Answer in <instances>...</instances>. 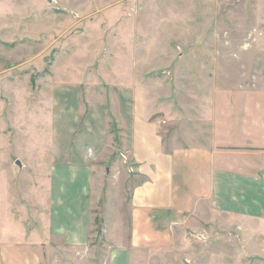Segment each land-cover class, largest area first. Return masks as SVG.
Returning <instances> with one entry per match:
<instances>
[{
  "label": "crops",
  "instance_id": "0c3cea01",
  "mask_svg": "<svg viewBox=\"0 0 264 264\" xmlns=\"http://www.w3.org/2000/svg\"><path fill=\"white\" fill-rule=\"evenodd\" d=\"M97 19L78 13L84 36L61 42L42 89L0 73V264H193L199 236L256 252L259 102L195 96L154 71L152 44L128 50L125 30L107 40ZM100 198L105 248L91 243Z\"/></svg>",
  "mask_w": 264,
  "mask_h": 264
},
{
  "label": "rangeland",
  "instance_id": "374dc122",
  "mask_svg": "<svg viewBox=\"0 0 264 264\" xmlns=\"http://www.w3.org/2000/svg\"><path fill=\"white\" fill-rule=\"evenodd\" d=\"M78 13L84 24L100 19L105 28L98 29L107 40L116 39L114 31L122 27L128 50L137 40L152 44L154 71L190 84L195 96H214L215 103L226 96L229 105L254 99L264 110V0H0V73H6L1 79H9L13 68L27 74L21 80L31 88L42 89L50 65L58 69L65 53L61 42L84 36ZM186 73L191 79L182 76ZM6 162L2 167L12 166ZM104 198L91 229V243L102 248L108 246ZM199 238L190 242L193 264H264V234L256 252L237 238Z\"/></svg>",
  "mask_w": 264,
  "mask_h": 264
}]
</instances>
